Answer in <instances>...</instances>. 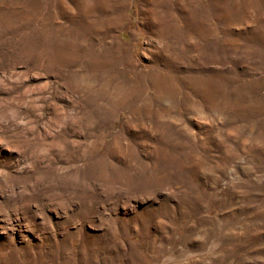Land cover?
<instances>
[{"label": "rangeland", "instance_id": "1", "mask_svg": "<svg viewBox=\"0 0 264 264\" xmlns=\"http://www.w3.org/2000/svg\"><path fill=\"white\" fill-rule=\"evenodd\" d=\"M0 264H264V0H0Z\"/></svg>", "mask_w": 264, "mask_h": 264}]
</instances>
